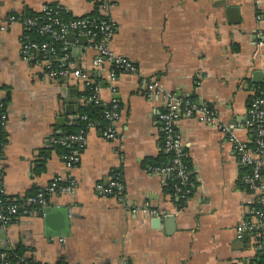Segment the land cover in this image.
<instances>
[{"label":"crops","instance_id":"0c3cea01","mask_svg":"<svg viewBox=\"0 0 264 264\" xmlns=\"http://www.w3.org/2000/svg\"><path fill=\"white\" fill-rule=\"evenodd\" d=\"M51 4L73 17L97 13L92 0H0L2 185L10 198L44 189L54 177L70 176L75 186L49 198L56 213L48 222L44 209L30 207L0 226V255L20 252L37 264H256L251 231L242 238L236 231L255 196L241 186V164L221 128L231 127L238 143L252 138L244 122L259 84L253 73L260 71L264 80V0H114L111 50L137 68L114 83L109 65L93 67L95 51L86 40L66 39V62L92 82L100 79L102 107L113 100L119 107L116 138L87 129L71 167L53 139L77 115L86 84L47 78L52 59L38 52L25 59L22 25L10 19ZM147 80L207 109L219 123L176 124L194 178L184 197L175 193L172 177L153 175L143 165L167 154L157 119L162 102L147 96ZM41 152L47 157L39 168ZM115 175L123 191L105 195L102 188Z\"/></svg>","mask_w":264,"mask_h":264},{"label":"built area","instance_id":"2783aa9c","mask_svg":"<svg viewBox=\"0 0 264 264\" xmlns=\"http://www.w3.org/2000/svg\"><path fill=\"white\" fill-rule=\"evenodd\" d=\"M95 4L97 15H84L74 20L64 22L59 13L43 6L39 12L32 16L12 15L11 20H20L22 25L21 54L25 59H31L32 54L38 52L52 59L47 64L46 76L49 79L73 78L84 81L86 85L92 81L80 69H75L66 62V53L58 58L56 47L61 43L62 51L66 50V35L72 33L76 38L84 36L90 47L95 51L92 64L100 68L101 64L109 65L108 81L114 83L120 76L134 74L137 68L133 63L116 55L110 46L115 34L116 22L111 18L110 11L114 0H92ZM57 9V8H56ZM36 34V38L32 35ZM47 38L48 40H43ZM147 88V96H157L162 102V109L157 114L160 129V146L171 154L169 163L165 165H150L145 169L158 177L170 176L175 179L173 189L177 195L185 196L191 191L192 182L189 179L190 169L183 159V151L179 139L176 124L180 119H193L203 124L218 125L217 118L212 112L197 105L191 100H179L172 94L162 91L153 80L144 81ZM99 87H94L90 97H82V101H94L101 103L98 97ZM1 106V103H0ZM119 107L116 101L105 106L103 118L108 122L105 127H99L89 123L86 130L95 128L107 140H113L117 136L115 123L119 118ZM76 117V116H75ZM70 121H72L70 119ZM68 122V124L70 123ZM246 128L252 131V138L247 143H238L233 135L231 127L224 125L222 133L232 145L233 152L237 156L239 164L249 168V173L243 179L245 190L254 195L253 205L248 208L247 216L237 225V237L242 238L245 232L251 231L254 241V249L258 254L264 255V183L262 180V166L264 156V84L256 85L248 101ZM5 127L4 111L0 113V226L5 227L13 219L25 215L30 207L45 208L51 196L63 192H71L75 183L70 176L54 177L44 188L34 194L21 198H8L2 185L3 167L1 165V151L4 145L3 129ZM86 130H79L73 134L62 135L61 130H56L54 143H58L67 149L63 159L68 167L74 166L79 161L81 150L84 147ZM60 135V136H59ZM59 136V137H58ZM252 144V146H249ZM123 191V185L115 175L103 188L105 195L115 196ZM7 199L13 203L8 204ZM0 264H28L21 255L1 254Z\"/></svg>","mask_w":264,"mask_h":264},{"label":"trees","instance_id":"16d2710c","mask_svg":"<svg viewBox=\"0 0 264 264\" xmlns=\"http://www.w3.org/2000/svg\"><path fill=\"white\" fill-rule=\"evenodd\" d=\"M47 6L51 10L56 11L57 13H59L60 17L62 18V20L64 22H67V21H70V20H74V19L77 18V17H73L65 9L61 8L60 6H58L56 4H51V5H47ZM32 15H35V13H28L25 16L29 17V16H32ZM89 15L90 16L91 15L96 16L97 14L95 13V14H89ZM32 37L36 38L37 40L40 39V38H37L36 34H33ZM43 40H48V39L44 38ZM65 41H66V39H65ZM56 47L58 48L57 57L58 58L63 57L64 53H66V50L62 51L61 49H59V48H61V43H57ZM263 84H264V80L261 81L258 85H263ZM97 85L98 86L100 85V79L94 78L93 82H91L90 84L85 86L84 90L81 93V97H90L93 94L94 87L97 86ZM5 100L8 101L9 97H7ZM4 102L1 103L0 113H2L4 111V108H5V103ZM104 109H105V106L102 107L100 105V103H95L94 101L84 102L81 106H79L76 117L72 121H70L69 124H66V125L63 126L62 135L73 134V133L78 132L81 129L86 130V128H87L89 123H93V124H95V125H97L99 127H102V128L105 127L108 122L103 118V110ZM3 143H4V141H3ZM53 145H54L55 148L59 149L63 155L67 152V149L65 147H62L58 143H54L53 142ZM249 146H252V144H249ZM182 153H183V159L186 161L185 153L184 152H182ZM161 156H166V157L164 158V160H162V158L158 159V160H156V159L155 160L146 159L144 161V164H143L144 167L146 168L147 166H150V165H165V164L169 163V161L171 159V154L170 153H167L166 155L165 154L164 155L161 154ZM41 157H42V160L40 161L39 168H41L40 167L41 164L43 166L44 158L47 157V155L44 152H41ZM187 166H188V162H187ZM240 166L242 168L241 169L242 172H241V177H240V184H241V186L246 188L244 183H243V179H244V177L246 175H248L249 168L246 167V166H243V165H240ZM189 179H190V181L193 184L192 186H194L193 174L190 173ZM173 183H175V179L174 178H173ZM169 188H170V185L167 186L165 190H167ZM28 195H30V194H28ZM8 198H10V197H8ZM7 203L11 204L13 202L10 199H7ZM13 254L20 255V252L13 253ZM257 259L259 261H257L256 264H264V255L263 254H258ZM27 263L28 264H37V263L29 262V261H27Z\"/></svg>","mask_w":264,"mask_h":264},{"label":"water","instance_id":"95a60500","mask_svg":"<svg viewBox=\"0 0 264 264\" xmlns=\"http://www.w3.org/2000/svg\"><path fill=\"white\" fill-rule=\"evenodd\" d=\"M73 37H74V35L72 33H69V34L66 35V38L65 39L72 40ZM79 39L86 40V38L84 36L79 37ZM253 77L255 79L254 80L255 83H260L261 82V78H262V73L260 71H256V72L253 73ZM60 121H63L64 122L63 119H60ZM43 209L44 210H42V211H43V214H44V217H45V221L48 222L55 215V214H53L55 212V210H53L50 205H47ZM157 220H159V222L161 221L160 219H157ZM157 220L154 222L155 224L157 223Z\"/></svg>","mask_w":264,"mask_h":264}]
</instances>
